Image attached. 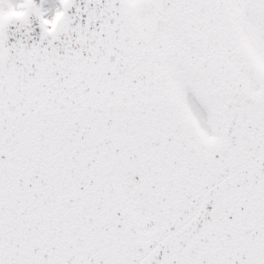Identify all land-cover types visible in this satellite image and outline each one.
Here are the masks:
<instances>
[{
  "label": "snow or ice",
  "instance_id": "1",
  "mask_svg": "<svg viewBox=\"0 0 264 264\" xmlns=\"http://www.w3.org/2000/svg\"><path fill=\"white\" fill-rule=\"evenodd\" d=\"M0 264H264V0H0Z\"/></svg>",
  "mask_w": 264,
  "mask_h": 264
}]
</instances>
